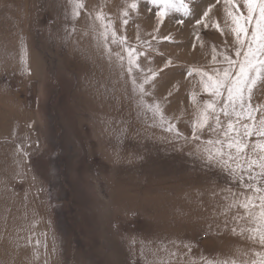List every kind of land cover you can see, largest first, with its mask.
<instances>
[{"label":"rangeland","instance_id":"rangeland-1","mask_svg":"<svg viewBox=\"0 0 264 264\" xmlns=\"http://www.w3.org/2000/svg\"><path fill=\"white\" fill-rule=\"evenodd\" d=\"M132 2L84 0L73 20L68 0H0V264H206L260 250L239 235L247 225L233 220L236 209L222 214L243 182L201 158L197 143L210 133L190 139L200 86L188 68L223 67L211 62L213 46L218 61L235 58L223 0H189L192 17L162 24L151 4ZM209 3L212 22L197 30ZM101 9L116 32L111 58L93 19ZM128 48L140 53L131 74ZM150 69L158 75L141 101L132 77L141 84ZM155 103L187 142L145 107ZM252 104L264 111V88Z\"/></svg>","mask_w":264,"mask_h":264},{"label":"snow or ice","instance_id":"snow-or-ice-1","mask_svg":"<svg viewBox=\"0 0 264 264\" xmlns=\"http://www.w3.org/2000/svg\"><path fill=\"white\" fill-rule=\"evenodd\" d=\"M68 3L73 20L78 19L81 11L85 9L84 0H68ZM145 3L151 4L156 9L154 15L157 24H162L164 18L172 13H182V17L194 15L189 0H145ZM216 3H220V0H216ZM223 3L225 24L230 26L235 38V58L224 52L219 53L222 61H218V51L213 46L211 62L214 65L222 62L223 67H213L208 70L196 63L188 68L186 75L198 78L200 86L199 90L192 92L191 97L194 119L190 139L200 142L205 131L210 133V138L197 143V152L201 158L209 165L215 163L226 168L230 175L243 182L246 191L238 195L230 193L231 198L225 197L229 202L225 205L222 214L227 216L236 209L233 220H243L247 225L240 228L239 235L246 236V239L259 245L260 250L247 260L233 258L219 262L206 261V264H264V111L260 110V105L253 107L252 104L254 90L258 87L264 88V0H243L246 14L241 11L236 0H223ZM214 7L215 4L209 3L199 18L194 20L197 30L199 27L208 28L209 23L212 22L210 13ZM130 8L138 10L139 0H133ZM148 11L151 12L153 9L149 8ZM128 14L127 10L123 13L124 17ZM93 19L99 22L100 38L111 58L108 40L111 36L113 42H116L115 29L110 27V21L106 22V14L102 9L96 12ZM184 22V18L176 20L178 25H183ZM123 24L127 25L128 19L125 18ZM215 27L223 33L218 21L215 22ZM163 39L172 40L171 36H165ZM196 39L201 40L202 37L197 35ZM124 41L126 36L121 37L120 42ZM192 47L195 48L196 44ZM139 55L140 53H136L135 49H127L126 70L129 74L133 72L134 67L139 68L137 63ZM118 59L123 68L125 57L118 55ZM22 61L27 70L26 45H24ZM171 64L172 61L169 59L164 67L167 68ZM149 72L150 75L146 76L141 84H137L135 77H132V84L138 91L141 101L143 96L148 94L144 84L150 83L158 75L151 69ZM199 91L208 93L211 99L206 102L199 100L197 98ZM145 107L152 112L154 118L159 119L161 126L166 127V131L173 133V138H182L186 142L189 140V137L179 132L174 123L165 118L158 103ZM221 116L226 120L222 121ZM232 232L236 233L237 229L232 228Z\"/></svg>","mask_w":264,"mask_h":264}]
</instances>
